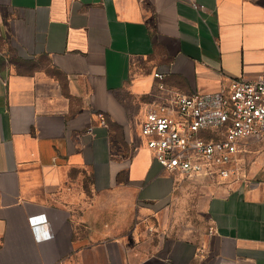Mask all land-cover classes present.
Listing matches in <instances>:
<instances>
[{"label":"crops","instance_id":"obj_1","mask_svg":"<svg viewBox=\"0 0 264 264\" xmlns=\"http://www.w3.org/2000/svg\"><path fill=\"white\" fill-rule=\"evenodd\" d=\"M155 72L264 77V0H0V264H264V135L228 179L165 169ZM190 201L207 225L179 236Z\"/></svg>","mask_w":264,"mask_h":264},{"label":"built area","instance_id":"obj_2","mask_svg":"<svg viewBox=\"0 0 264 264\" xmlns=\"http://www.w3.org/2000/svg\"><path fill=\"white\" fill-rule=\"evenodd\" d=\"M154 75L160 94L140 131L157 162L187 177L235 175L241 139L264 135V77L234 79L214 93L187 94L168 88L163 73Z\"/></svg>","mask_w":264,"mask_h":264},{"label":"rangeland","instance_id":"obj_3","mask_svg":"<svg viewBox=\"0 0 264 264\" xmlns=\"http://www.w3.org/2000/svg\"><path fill=\"white\" fill-rule=\"evenodd\" d=\"M192 195V194H191ZM182 221L180 226L187 227V230H177L179 236H189L190 234L194 235L198 230L205 229L207 222L206 217L192 204L190 201L188 207L182 213Z\"/></svg>","mask_w":264,"mask_h":264}]
</instances>
